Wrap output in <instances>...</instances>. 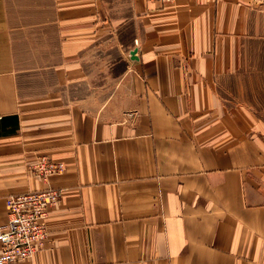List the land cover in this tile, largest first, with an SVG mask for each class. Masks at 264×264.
<instances>
[{
  "label": "crops",
  "instance_id": "1",
  "mask_svg": "<svg viewBox=\"0 0 264 264\" xmlns=\"http://www.w3.org/2000/svg\"><path fill=\"white\" fill-rule=\"evenodd\" d=\"M48 188L14 264H264V0H0V227Z\"/></svg>",
  "mask_w": 264,
  "mask_h": 264
},
{
  "label": "built area",
  "instance_id": "2",
  "mask_svg": "<svg viewBox=\"0 0 264 264\" xmlns=\"http://www.w3.org/2000/svg\"><path fill=\"white\" fill-rule=\"evenodd\" d=\"M164 1V0H158ZM41 175L49 178L62 173V163L40 164ZM61 193L53 188L44 191L12 195L7 198L8 222L0 227V264L25 261L42 249L48 236L46 219Z\"/></svg>",
  "mask_w": 264,
  "mask_h": 264
},
{
  "label": "water",
  "instance_id": "3",
  "mask_svg": "<svg viewBox=\"0 0 264 264\" xmlns=\"http://www.w3.org/2000/svg\"><path fill=\"white\" fill-rule=\"evenodd\" d=\"M135 53H136L135 51H132V52H131V56H132V58L134 57Z\"/></svg>",
  "mask_w": 264,
  "mask_h": 264
},
{
  "label": "rangeland",
  "instance_id": "4",
  "mask_svg": "<svg viewBox=\"0 0 264 264\" xmlns=\"http://www.w3.org/2000/svg\"><path fill=\"white\" fill-rule=\"evenodd\" d=\"M35 192V191H34Z\"/></svg>",
  "mask_w": 264,
  "mask_h": 264
}]
</instances>
